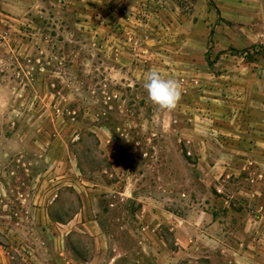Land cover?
<instances>
[{
    "label": "rangeland",
    "instance_id": "obj_1",
    "mask_svg": "<svg viewBox=\"0 0 264 264\" xmlns=\"http://www.w3.org/2000/svg\"><path fill=\"white\" fill-rule=\"evenodd\" d=\"M166 2L196 11L204 46L162 40ZM119 3L0 0L6 264H264L240 238L262 212L264 0ZM152 70L180 82L174 109L148 99ZM243 134L260 138L247 162Z\"/></svg>",
    "mask_w": 264,
    "mask_h": 264
},
{
    "label": "crops",
    "instance_id": "obj_2",
    "mask_svg": "<svg viewBox=\"0 0 264 264\" xmlns=\"http://www.w3.org/2000/svg\"><path fill=\"white\" fill-rule=\"evenodd\" d=\"M169 1V0H168ZM124 3L125 5H131V6H137L138 8L140 6H143L144 4V0H120V3L117 4L118 7H121ZM167 5L165 6H160V8L156 9V12H154L150 18H152L153 22H158V28H162V31H164V35L162 37V40H165L166 37V29L172 30V35L168 36L170 38H167L166 40H176V43H179V45H183L186 46V44L188 43V46L190 47L191 44L196 45V42L200 39V42L203 43L202 46H204L206 39L205 37H203L202 32L198 33L197 30V22H195V15H196V11L194 10L192 12L191 15L188 14L184 16L182 15V18H186L188 19L185 23H180L178 20L181 17L180 15V10L179 8L177 10H174L172 7L174 6H170V2H166ZM115 6V5H114ZM113 6V7H114ZM114 7L113 10L111 11V15L113 16L111 21L114 22H121V23H125L127 21L128 18H126V13L124 14L123 12H121V9H118V7ZM127 10L129 11L130 8L127 7ZM99 15V21L97 22V25L99 27L102 26L103 24V17ZM205 16V14H204ZM173 18L174 20L172 22H169L170 24H168L167 22L165 23L166 19ZM205 18V17H204ZM209 18L210 20H212V14L209 13ZM163 20V21H161ZM209 23V22H207ZM213 24V23H212ZM212 26V25H211ZM210 27H208L209 29ZM202 31V30H201ZM169 43H173L172 41H170ZM171 45V44H170ZM205 51V50H204ZM204 55L202 54V58L204 59ZM241 131H245V127L242 126ZM256 131V130H254ZM238 141H240V146L238 151H240V153L243 156V161H250V160H245L247 156H251L253 158V155L255 152H260L261 150L258 146H256L255 144H260V138L257 136L253 135L252 141L249 140L248 137H246V135H238ZM256 138V139H255ZM228 155V154H227ZM255 161V160H253ZM224 168H226L224 166ZM261 175V174H260ZM250 191L249 188H242V193H245L246 195H250ZM258 192V191H256ZM259 193V192H258ZM254 198V197H253ZM251 198H249V204H250ZM254 201V199H253ZM255 201L257 203L256 208H260L262 209V212L260 216H258L259 214L254 215V217L252 215H249L247 217V223L245 226L242 227V229H240V238L242 236V239H244L246 241V236H250L252 234H255L256 238H254V250L256 249H262L264 247V240L262 239V237L264 236V190L261 189L260 194L258 197H255ZM248 203V202H247ZM256 216V217H255ZM249 231H251V233L247 234ZM241 240V239H240ZM248 242V240H247ZM242 246L244 243V241L241 243ZM245 246H249V244H245ZM264 249V248H263ZM243 251L247 252L250 251L249 248H245L243 247ZM244 257V256H243ZM0 264H6V260H5V256L3 255V253L0 252Z\"/></svg>",
    "mask_w": 264,
    "mask_h": 264
},
{
    "label": "clouds",
    "instance_id": "obj_3",
    "mask_svg": "<svg viewBox=\"0 0 264 264\" xmlns=\"http://www.w3.org/2000/svg\"><path fill=\"white\" fill-rule=\"evenodd\" d=\"M143 88L148 99L162 111L176 107L181 96V84L175 78H166L158 71L147 72L143 78Z\"/></svg>",
    "mask_w": 264,
    "mask_h": 264
}]
</instances>
